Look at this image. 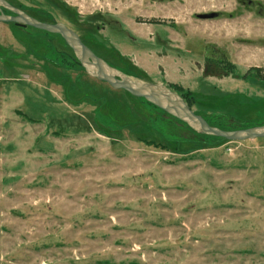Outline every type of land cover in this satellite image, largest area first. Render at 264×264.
Here are the masks:
<instances>
[{"label":"rangeland","instance_id":"1","mask_svg":"<svg viewBox=\"0 0 264 264\" xmlns=\"http://www.w3.org/2000/svg\"><path fill=\"white\" fill-rule=\"evenodd\" d=\"M7 1L213 126L264 125V0ZM0 264H264V138L200 134L0 22Z\"/></svg>","mask_w":264,"mask_h":264},{"label":"water","instance_id":"2","mask_svg":"<svg viewBox=\"0 0 264 264\" xmlns=\"http://www.w3.org/2000/svg\"><path fill=\"white\" fill-rule=\"evenodd\" d=\"M4 10H8L10 14H6ZM0 22L14 23L23 28L33 27L46 33L60 35L89 76L108 83L114 89L125 90L137 98L146 100L185 122L200 134L232 142L264 138V125L239 130H224L211 125L202 115L197 114L179 93L164 84L145 81L112 66L86 45L76 31L64 23L40 21L7 0H0Z\"/></svg>","mask_w":264,"mask_h":264},{"label":"trees","instance_id":"3","mask_svg":"<svg viewBox=\"0 0 264 264\" xmlns=\"http://www.w3.org/2000/svg\"><path fill=\"white\" fill-rule=\"evenodd\" d=\"M126 73V72H125ZM128 74V73H127ZM130 75V74H129ZM256 78H258L259 80H262L264 81V74H261L260 72L256 74ZM183 97V96H182ZM185 99V97H183ZM192 99H193V96H192ZM186 101V99H185ZM187 102V101H186ZM188 103V102H187ZM189 104V103H188ZM190 105V104H189ZM191 106V105H190ZM209 122V121H208ZM210 123V122H209ZM211 124V123H210ZM212 125V124H211ZM102 132V130L100 131Z\"/></svg>","mask_w":264,"mask_h":264},{"label":"flooded vegetation","instance_id":"4","mask_svg":"<svg viewBox=\"0 0 264 264\" xmlns=\"http://www.w3.org/2000/svg\"><path fill=\"white\" fill-rule=\"evenodd\" d=\"M248 3H249L250 5H252V4H253V2H252L251 0H249V1H248ZM22 28H23V27H22ZM256 72H257V73H259V72H260L261 74H264V69H261V68H256Z\"/></svg>","mask_w":264,"mask_h":264}]
</instances>
